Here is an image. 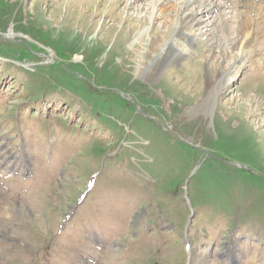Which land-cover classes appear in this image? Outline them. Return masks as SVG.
<instances>
[{"label":"rangeland","instance_id":"1","mask_svg":"<svg viewBox=\"0 0 264 264\" xmlns=\"http://www.w3.org/2000/svg\"><path fill=\"white\" fill-rule=\"evenodd\" d=\"M131 1L0 0V163L27 170H0V264H264V48L194 108L233 54L203 20L247 7L182 6L195 42L173 60L153 0Z\"/></svg>","mask_w":264,"mask_h":264},{"label":"bare ground","instance_id":"2","mask_svg":"<svg viewBox=\"0 0 264 264\" xmlns=\"http://www.w3.org/2000/svg\"><path fill=\"white\" fill-rule=\"evenodd\" d=\"M216 1L217 0H179L178 4L175 3L174 5H169L171 0H153V3L150 4L152 6V10L150 11L151 13L149 14L150 21L163 18L164 22L162 23H168L169 27L174 30V34L172 35L170 41L164 40V36L160 35L154 39L155 45L159 46V48L162 47L163 51L169 52L170 55L173 56V60H177L179 57L189 53V45L195 42L193 39L194 34L191 31L183 29V20L178 14V11L182 8V6L194 5L197 2L199 3L197 8L207 14L212 12L214 8L224 9L223 4L217 3ZM134 2H137V0L131 1L130 4L132 5ZM239 2L244 3L247 7V11H245L244 15L239 19L238 17L223 16L226 14H222L219 16L215 15L211 19L208 17V20L206 19L207 17H204L206 21L203 20L202 22V27L206 28H202L199 33L201 35H205L204 39H202L204 45L206 46L207 43L208 46V44H210L209 42L213 41L212 46L214 48L223 49L227 48L226 45L230 43L233 48V54L231 53V59L228 61V64L226 63L227 65L223 67V70L220 72L217 79L215 81L209 80L208 92L202 101L195 105L194 108L196 111L200 109L201 111L207 113L211 109L216 96L233 84L235 78L227 75L232 72V69L235 68L236 64L247 59L250 52L253 51L255 43L258 44L259 49L262 47L264 48V45L262 46V44L258 42V38L263 32L261 31L262 28L257 25L258 23H264V0H239ZM158 11L159 13L157 14ZM194 15H196V13L193 12L190 16ZM234 18H237L238 20H235ZM234 21L236 24L235 27L230 25V23ZM149 28L150 24L139 29L136 28L137 30L134 32L133 36L131 35L130 37V41H132L131 44L133 45L137 42L139 38H141V35L147 32ZM262 39L263 38H261V40ZM184 45H187V47H184ZM249 47H253V49L248 51L250 50ZM259 49L257 51H259ZM155 53H157L156 58H154L155 61L160 58H166L165 55H162V52ZM155 61L149 66L146 63L141 62L138 64L139 68L137 67L136 69L137 73L140 74L143 72L145 76H155ZM145 67L146 71L143 70Z\"/></svg>","mask_w":264,"mask_h":264}]
</instances>
